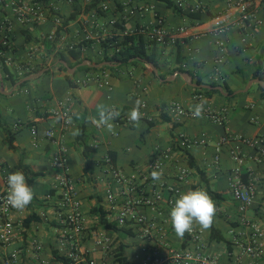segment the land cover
Masks as SVG:
<instances>
[{
  "label": "crops",
  "instance_id": "obj_1",
  "mask_svg": "<svg viewBox=\"0 0 264 264\" xmlns=\"http://www.w3.org/2000/svg\"><path fill=\"white\" fill-rule=\"evenodd\" d=\"M45 1L58 8V15L63 20L60 40L55 50L67 53L69 44L77 46L86 43L88 45L83 52L93 64L102 62V42L105 38L114 34L123 37L124 31L117 27V23H121V17L126 14H129L126 26L129 31L140 26L155 25L157 18H161L168 32L177 39L175 43L159 44L157 71L141 61L134 65L117 64L112 69L100 71L78 70L77 67L71 72L69 61L68 66L64 64L67 71L58 65L62 61L52 63L56 51L47 49L43 43V38L55 26V16L28 25L12 17V39L17 60L28 59L32 53L34 64L37 67L47 64L45 69H51V73L45 71L25 86L16 89L0 74V158L3 160L0 185L8 186V174L20 170L35 192L33 201L24 210L14 213V218L23 223V227L16 242L7 247L0 245V264L14 248L21 250L22 264H38L33 252L34 240L43 244L42 258L56 259V254H62L58 249L54 213V201L58 195L55 187L56 169L52 164V147L45 136L51 124L55 125L57 134L63 135L68 146V159L72 174L78 180L88 229L83 248L91 257L108 264H134V256L143 245L163 246L167 243L179 247L185 244L186 237H177L171 226L169 212L172 206L166 199L153 207L139 208V213L157 227L152 236H145L142 225L136 221H130L125 227L131 230V234H122L119 230L122 227L116 220L119 201L113 206L107 198L112 177L104 163L106 154L113 152L115 162L122 172L135 176L149 190L145 177H151L150 160L156 152L170 150L171 158L167 162L162 181L175 184L182 192L197 188L207 191L209 186L213 193L219 194L214 197L209 193L217 207L214 223L224 234L225 240H213L209 230L201 231L206 250L218 255L221 264H234L237 257L240 264H249V258L240 254V249L234 246L233 240L239 238L245 241L250 238L253 223L264 229V158L261 161L254 158L259 145L253 147L234 141L222 147L218 164L215 163V154L217 143L224 135L250 139L264 137V96L260 87H254V84H260L253 82L247 91L244 90L256 79L254 75L257 70L260 67L264 70V24L249 29L245 36L246 42H242L243 32H232L226 45L227 59L221 67L224 74L221 86L228 95L219 90L211 95L203 94L206 105L226 111L227 121L219 124L205 117L180 116L169 105L174 101L186 107H193L198 103L195 87L177 74L181 71L178 68L188 70L195 81L201 79L205 84L214 81V39H195L192 36L212 27L216 15L230 9L231 12L236 11L235 8H230L227 0H173L176 4L181 1L185 4L181 8L183 13L169 7L165 0ZM103 3L109 5L108 10H100ZM191 5H198L199 8L191 11L188 8ZM144 8L149 10L145 11ZM197 12L201 14L200 18L190 16ZM6 13L11 15L12 12L7 10ZM259 14L264 17L263 7L259 8ZM182 27L186 29L184 32L179 31ZM28 35L30 41L27 40ZM67 72L74 74L76 86H71L66 79ZM98 75L108 80L110 85L101 84L102 80ZM18 78L20 80L23 77ZM138 98L147 102V107L139 127H134L127 114ZM62 103H67L71 108L73 121L64 131L61 129L60 118L52 114ZM102 103L115 105L124 118L122 121H112V132L94 122L98 119L97 105ZM32 125H36L38 129L35 138L31 133ZM4 127L14 135L15 149L10 148L5 141ZM77 128L80 133L84 132V141L88 146L93 147L95 142L98 143L89 157L84 153V143L78 141L80 134L72 135ZM181 135L206 138L208 142L183 147L180 144ZM234 145H241L246 150L248 157L244 168L251 171L256 182L254 205L244 213L239 211L230 187V178L237 166L230 155V149ZM191 158L194 165L190 162ZM88 159L91 167L85 172ZM176 166L188 167L190 174L187 180H177ZM200 170L204 172V177ZM30 171L38 175L33 176ZM111 187L115 193L120 190L119 186ZM32 215L37 219L27 226L25 219ZM103 218L112 227H107ZM104 233L112 240L108 250L95 243L97 236ZM122 244L125 245L123 252L120 250ZM120 252L122 257H126V262L118 258ZM260 264H264V259Z\"/></svg>",
  "mask_w": 264,
  "mask_h": 264
},
{
  "label": "built area",
  "instance_id": "obj_2",
  "mask_svg": "<svg viewBox=\"0 0 264 264\" xmlns=\"http://www.w3.org/2000/svg\"><path fill=\"white\" fill-rule=\"evenodd\" d=\"M70 2L72 0H69ZM230 8H235V12L231 9L225 13L218 14L213 18L212 27L204 29L192 37L195 39L209 37L213 38L216 44V55L214 58L213 78L215 82H223L224 74L221 67L227 59L226 45L234 30H240L244 33L242 42L247 41L249 29L264 24V17L260 16L259 8H264V0H227ZM180 8L185 7L181 1L177 4ZM189 10L194 11L199 8L196 6H188ZM109 5L101 4L100 10H108ZM148 11V8H144ZM10 10L12 13L8 15L6 12ZM5 12V14H4ZM0 74L9 80V73L5 71L7 66L11 73L18 77H25L28 73H33L37 66L33 62V54L28 59L17 60L15 57L16 49L13 44L12 32L14 29V17L17 21L24 25L35 24L45 21L55 16V26L53 30L46 35L51 40H56V44L60 40V32L63 27V20L58 15V8L49 4L45 0H0ZM129 14L121 17V23L124 25V35L136 33L143 34L148 40H154L158 44L165 45L167 43H175L176 36L168 32L161 18H157V23L152 26H140L134 31L127 29V21ZM115 23L116 20H113ZM185 28H180V32H184ZM111 35L110 37H112ZM44 37V38H45ZM43 38V39H44ZM56 47V45H55ZM54 47V51L55 50ZM74 44H69L67 49H72ZM58 52V51H56ZM264 71V70H263ZM101 84L110 85V82L103 76ZM204 93L196 94L195 98L199 103L204 100ZM141 112L143 116L147 107V102L143 101ZM169 107L178 115L195 118L192 114L193 107H186L179 102H171ZM54 117L60 118L61 129L64 131L69 127L67 120L72 119V111L67 103H62L59 109L53 110ZM202 117L208 118L213 122L224 124L227 121V114L224 110H216L209 105H204ZM115 120H124L122 116ZM31 133L35 137L38 135L36 125L31 126ZM1 135V132H0ZM46 138L50 141L52 147V164L56 169L55 187L58 190L57 199L54 201V213L56 223V233L59 241V255L66 260L44 259L41 257L43 244L39 240L33 241V252L38 264H108L106 261L97 260L91 257L83 248L84 240L87 236V226L85 214L83 210L82 198L78 190V180L72 174L69 159L68 146L65 143L62 134H57L55 125H50L45 132ZM239 142L240 144H249L253 147L259 145L254 158L261 161L264 158V137L263 138H244L222 136L216 147L215 163L218 164L221 159L222 147L230 142ZM206 138H189L185 135L180 136V144L183 147H190L196 144H206ZM94 148L98 147V143L93 144ZM231 158L237 163L230 178V187L235 200L238 203V209L241 213L246 212L254 205L256 182L251 171L244 168L247 159L246 150L241 145H234L230 149ZM171 158L170 150L156 152L149 162V170H166L167 162ZM104 163L112 177V183L107 190V198L115 206L119 201V209L116 217L117 223L121 227H127L130 221H136L142 225L144 235L152 236L156 225L154 222L148 221L144 215L139 213L142 206L153 207L156 203L166 199L168 204L173 206L174 200L182 192L181 188L175 184L166 183L162 180L153 181L151 177H145L148 181L149 190H146L136 179L135 176H128L122 172L117 166L115 160L106 154ZM3 167V160L0 158V169ZM175 176L179 181L187 180L190 170L188 167L176 166ZM247 174V178L244 175ZM119 186L120 190L115 193L111 186ZM8 186L0 185V245L7 247L12 245L18 239L22 230L23 223L14 218V213L19 211L13 209L7 204L6 196ZM253 233L247 240L235 238L234 246L240 249L241 255L249 258V264H260L264 259V229L258 224H251ZM186 244L175 247L164 243L163 246H155L146 244L141 246L140 250L134 256V264H221L218 255L210 253L206 250L202 232L198 227L194 228L192 233H186ZM112 240L107 234L97 236L95 243L103 249L108 250ZM237 259V260H236ZM234 264H240L238 257ZM22 253L19 248L12 249L1 261V264H22Z\"/></svg>",
  "mask_w": 264,
  "mask_h": 264
},
{
  "label": "trees",
  "instance_id": "obj_3",
  "mask_svg": "<svg viewBox=\"0 0 264 264\" xmlns=\"http://www.w3.org/2000/svg\"><path fill=\"white\" fill-rule=\"evenodd\" d=\"M101 1H105V0H96V2H101ZM165 1L167 2L168 6L173 8L176 12L183 13L182 9L173 0H165ZM190 16L193 18H200L201 14L197 12L194 14H190ZM117 27L121 28L123 31L125 30V27L122 23H117ZM27 40L28 41L31 40L29 35L27 37ZM43 43L45 44L47 49H51V51H54L56 40H51L48 37H45L43 39ZM86 45L88 44L80 43L79 45L73 47L72 49H69L67 53L55 52L52 63H56L58 60L60 61L66 60L70 62V68L80 65L83 61L88 59V57L85 56L83 52V49ZM102 49H103L102 61H112V62L120 63L121 66H123V65L138 64L139 62L142 61L139 58H143L147 62L154 63L158 67L157 57H158V52H159V44L154 40H148L143 34L131 33V34L123 35V37L121 38L118 35L114 34L112 37L109 36L103 40ZM58 65L60 66L61 69L67 71V68L64 66L63 63H59ZM46 66L48 65L44 64L42 66L37 67L33 71V73L45 69ZM112 68L114 67L109 66V65H104L102 67H93L91 65H80L78 67V70L100 71V70L112 69ZM4 69L6 72L9 73V81L11 82V84L15 85L19 81V78L14 76L7 66H5ZM178 69L184 72H188V70L182 67ZM46 73H51V69H48ZM29 74L31 73H28L25 76ZM65 77L70 82L71 86H76L75 81H73L74 74H69L67 72ZM254 77L264 79V71L262 70V67H260L257 70ZM196 81L199 83H203L201 79H197ZM28 82L29 81L24 82L23 84L20 85V87L25 86ZM211 84L214 86L222 85V83L215 82V81H212ZM224 86L226 87V89H228L227 85H224ZM259 87L262 90L263 96H264V88L260 85ZM194 90L196 93H205L207 95H211L215 92H218V90H215V89H204V88H194ZM228 91L229 93H232V91H230L229 89ZM3 129L6 135L5 141L8 143L10 148L15 149L16 146L14 145V135L11 133L10 129H8L7 127H4ZM83 134L84 132L80 133L78 141L80 143H84V146H85L84 153L86 154L87 157H89L90 152L92 151L93 147H90L85 143L84 141L85 136ZM109 154L115 160L114 153L110 152ZM190 162L192 165H194L192 158ZM90 167H91V161L88 159V161L86 162V166H85V172H88L90 170ZM200 171L204 177L205 175L204 172L202 170ZM31 173L33 176L38 175V173L36 172H31ZM244 178H247V174L244 175ZM29 180H31V178H29ZM207 191L208 193H212L214 197L215 195L216 197L219 196V194L213 193L209 186L207 187ZM35 219H37L36 216H33V215L29 216L28 218L25 219V224L29 226V224ZM103 223L107 227H112L110 223L105 222V218H103ZM119 230H121L122 234L124 235H128L132 233L129 228H125V227H122ZM209 232H210L211 239L217 240V241L225 240L224 234L216 227L215 223H213L212 227L209 229ZM185 237H187V234H185ZM185 244H186V241H185ZM124 248H125V245L122 244L120 247L121 252L124 251ZM121 252L118 254L119 256L118 258L120 259V261L126 262L127 259L126 257L121 256L122 255ZM55 256L57 260H66L65 258L59 256L58 254H56Z\"/></svg>",
  "mask_w": 264,
  "mask_h": 264
},
{
  "label": "clouds",
  "instance_id": "obj_4",
  "mask_svg": "<svg viewBox=\"0 0 264 264\" xmlns=\"http://www.w3.org/2000/svg\"><path fill=\"white\" fill-rule=\"evenodd\" d=\"M206 100H201L192 108V114L195 118H202L204 112V105ZM143 101L136 99L128 115V120L134 127H139L143 113ZM98 119L94 122L97 126L105 127L109 132L114 130L112 121L117 119L120 112L115 105L99 104L97 105ZM73 121L71 117L68 118L67 123L71 124ZM80 130L74 129L73 136H78ZM163 170H153L151 178L155 181H160L163 177ZM8 192L6 196L7 204L13 209L24 210L34 199L35 192L33 187L28 183L25 174L17 170L10 172L7 176ZM217 213L215 201L209 193L201 188L195 190L189 189L186 192L179 193L174 200L173 206L169 212L171 226L177 237L183 238L186 233H192L194 228L199 227L201 231L209 230Z\"/></svg>",
  "mask_w": 264,
  "mask_h": 264
},
{
  "label": "water",
  "instance_id": "obj_5",
  "mask_svg": "<svg viewBox=\"0 0 264 264\" xmlns=\"http://www.w3.org/2000/svg\"><path fill=\"white\" fill-rule=\"evenodd\" d=\"M139 59L142 60V61H144V62H146L147 64H149L155 71H157V66L154 63H149V62H147L143 58H139ZM62 63L65 64L66 66H68L66 60H62ZM117 64H120V63H116V62H112V61H102L100 63L93 64L89 59H87V60L83 61L80 65H91L93 67H102L104 65L115 66ZM80 65L75 66L73 68H70L72 70L71 72H74L77 69V67H79ZM45 71H46V69H43V70H40L38 72H34L32 74H29V75L23 77L22 79H20L14 85V89L18 88L21 84H23L26 81H30V80H32V79H34L36 77H39ZM177 74L182 75L185 78V80L191 86H193L195 88L215 89V90H219L222 94L228 95V93H226V91L224 90L223 86H221V85L214 86L212 84L199 83V82H197V81L194 80V77H193V75L190 72L178 71ZM253 82L259 83L264 88V79L256 78L252 82H250L244 90L247 91L250 88V86H251V84Z\"/></svg>",
  "mask_w": 264,
  "mask_h": 264
},
{
  "label": "rangeland",
  "instance_id": "obj_6",
  "mask_svg": "<svg viewBox=\"0 0 264 264\" xmlns=\"http://www.w3.org/2000/svg\"><path fill=\"white\" fill-rule=\"evenodd\" d=\"M254 87H255V88H259V86H258L257 84H254ZM225 234H226V233H225ZM226 235H227V234H226Z\"/></svg>",
  "mask_w": 264,
  "mask_h": 264
}]
</instances>
